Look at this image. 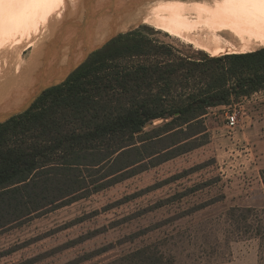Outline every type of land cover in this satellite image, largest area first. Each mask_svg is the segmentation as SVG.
I'll return each instance as SVG.
<instances>
[{
	"label": "rangeland",
	"instance_id": "obj_1",
	"mask_svg": "<svg viewBox=\"0 0 264 264\" xmlns=\"http://www.w3.org/2000/svg\"><path fill=\"white\" fill-rule=\"evenodd\" d=\"M72 1L69 18L45 37L43 47L82 12L83 2ZM130 33L117 36V46L130 49L85 83L84 90L98 105L104 102L100 106L110 117L132 102L154 101L151 106L159 110L185 104L203 87L197 71L210 67L208 59L230 54L175 29L145 25ZM194 63L199 65L196 73ZM20 85L16 83L17 89ZM206 112L195 126L202 133L190 151L0 231V264H129L122 259L141 250L152 258L149 262L155 258L163 264H264V237L259 239L252 227L245 229L244 212L264 215V92ZM50 113L62 129L83 130V121L72 111ZM230 116L235 117L233 126ZM169 120H153L143 133ZM38 135L17 137V143L32 144ZM256 217L247 222L258 225Z\"/></svg>",
	"mask_w": 264,
	"mask_h": 264
},
{
	"label": "trees",
	"instance_id": "obj_2",
	"mask_svg": "<svg viewBox=\"0 0 264 264\" xmlns=\"http://www.w3.org/2000/svg\"><path fill=\"white\" fill-rule=\"evenodd\" d=\"M118 39L91 53L65 82L47 90L27 112L0 124V231L190 151L202 133L195 126L201 124L208 108L264 92V48H260L208 59L210 67L197 71L203 87L177 108L159 110L158 105L151 106L154 101L132 102L123 113L110 117L100 106L104 102L98 105L95 96L84 88L101 66L130 49L118 47ZM193 66L192 71L199 67L196 63ZM49 104L54 105L46 108ZM48 111L64 115L72 111L75 119L83 121V130L62 129ZM169 118L161 127L143 133L151 121ZM34 133L39 134L34 143H17V137ZM244 212L245 229L252 227L251 231L262 239L264 223L260 218L264 215L253 209ZM251 215L257 216L258 225L247 222ZM146 254L141 250L122 260L129 264H163L155 258L154 263L149 262L152 258Z\"/></svg>",
	"mask_w": 264,
	"mask_h": 264
},
{
	"label": "bare ground",
	"instance_id": "obj_3",
	"mask_svg": "<svg viewBox=\"0 0 264 264\" xmlns=\"http://www.w3.org/2000/svg\"><path fill=\"white\" fill-rule=\"evenodd\" d=\"M73 8L72 0H0V111L18 100L32 70L66 28L43 47L45 37ZM145 25L199 36L230 54L253 52L264 48V0H151L96 32L91 45L100 48ZM28 50L31 55L24 57Z\"/></svg>",
	"mask_w": 264,
	"mask_h": 264
},
{
	"label": "water",
	"instance_id": "obj_4",
	"mask_svg": "<svg viewBox=\"0 0 264 264\" xmlns=\"http://www.w3.org/2000/svg\"><path fill=\"white\" fill-rule=\"evenodd\" d=\"M148 1L151 0H85L78 18L51 43L35 74L17 96L20 101L0 111V124L27 112L47 90L65 82L97 51L91 45L96 32ZM79 56L83 57L80 61Z\"/></svg>",
	"mask_w": 264,
	"mask_h": 264
},
{
	"label": "built area",
	"instance_id": "obj_5",
	"mask_svg": "<svg viewBox=\"0 0 264 264\" xmlns=\"http://www.w3.org/2000/svg\"><path fill=\"white\" fill-rule=\"evenodd\" d=\"M228 123L230 126H233L235 124V117L234 116H230L228 118Z\"/></svg>",
	"mask_w": 264,
	"mask_h": 264
}]
</instances>
